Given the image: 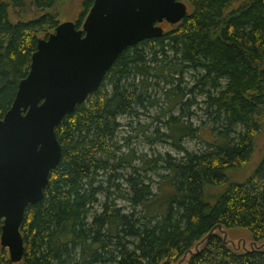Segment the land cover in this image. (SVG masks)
Here are the masks:
<instances>
[{
    "label": "trees",
    "instance_id": "trees-1",
    "mask_svg": "<svg viewBox=\"0 0 264 264\" xmlns=\"http://www.w3.org/2000/svg\"><path fill=\"white\" fill-rule=\"evenodd\" d=\"M71 1L0 0V119L39 40L61 24L53 10ZM181 1L188 17L121 55L56 130L62 158L44 200L25 213L19 264H264V154L254 159L264 132V0ZM93 5L82 0L78 28ZM188 75L197 80L189 94L207 96L217 125L210 141L192 128ZM161 102L153 121L167 131L156 133L181 158L139 154L138 135L118 139L124 119L132 132L147 130L133 122ZM178 108L188 112L174 117ZM186 139L204 140L205 150L189 152ZM221 230H245L262 245L237 253ZM1 248L0 264H12Z\"/></svg>",
    "mask_w": 264,
    "mask_h": 264
},
{
    "label": "water",
    "instance_id": "water-1",
    "mask_svg": "<svg viewBox=\"0 0 264 264\" xmlns=\"http://www.w3.org/2000/svg\"><path fill=\"white\" fill-rule=\"evenodd\" d=\"M188 15L181 0H94L80 28L61 23L39 40L30 72L0 119V244L12 264L25 256L20 232L25 213L44 200L60 164L56 130L62 121L102 87L121 55L163 38L161 24L174 27Z\"/></svg>",
    "mask_w": 264,
    "mask_h": 264
},
{
    "label": "rangeland",
    "instance_id": "rangeland-1",
    "mask_svg": "<svg viewBox=\"0 0 264 264\" xmlns=\"http://www.w3.org/2000/svg\"><path fill=\"white\" fill-rule=\"evenodd\" d=\"M81 6H82V0H73L68 3L60 4L58 5L54 10L53 13L57 14L58 19L60 23L65 22H75L77 23L79 21L80 13H81ZM189 13L191 12V9L188 7ZM34 11L32 10V13L29 18H33ZM18 19H23V16H20L18 18H13V20L16 22ZM161 27L167 31L171 28V26L167 23L161 24ZM46 39V38H45ZM187 84L183 86L182 89H185L186 91V100L187 101H194V106L191 108L190 113H193L192 118L190 120L192 124L193 129H200V133L203 135L205 134L204 138L205 140H209L212 138L210 128L211 127H217L214 126V118H210L208 116L206 106L207 102V96L199 91H195L193 94H189V91L192 89H195L197 87V80L191 79V76L186 77ZM155 83V82H153ZM161 88L164 86L163 84H160ZM156 97V95L154 94ZM158 100L161 99V94H157ZM161 108L151 110L149 112H140L143 113V115L136 119V121L133 122V127L136 128L137 125H143L144 127H149L147 130H142V132L137 133L136 131H131L129 127H127V123L129 122L128 119H124L121 121L122 125L124 127L123 130L120 132L118 139L121 141V144H124L125 138H131L132 136L138 135L137 138H134L131 142L132 148L136 149L139 154H145L149 155L150 157L155 158V156H166L171 155L173 158H181L182 155L175 151V149L171 146V144L165 140L161 139L160 136L156 133V131L159 130L160 134L165 133L167 130L164 126V124L158 123L156 121H153L154 118L160 113V109H165L164 102H161L160 104ZM182 109V108H181ZM188 112L187 108H183V111L178 108L174 113V117H180L181 115ZM167 121V119H164ZM163 120V121H164ZM151 125V126H150ZM263 127H264V119H263ZM151 139V140H149ZM213 139V138H212ZM201 141H203L201 143ZM196 140V139H186L183 142V146L189 151V152H195L199 153L201 151H204L206 148V145L204 144V140ZM264 154V132L259 137V139L256 142V150L254 154V159L256 162H258ZM224 239L227 241V246L237 252V253H244V252H253L255 250H258L262 244H255L253 241L251 235L249 232L245 230H227L223 231L221 230L219 233ZM2 249V248H1ZM7 253L8 250H7ZM8 257L10 255L8 254Z\"/></svg>",
    "mask_w": 264,
    "mask_h": 264
},
{
    "label": "flooded vegetation",
    "instance_id": "flooded-vegetation-1",
    "mask_svg": "<svg viewBox=\"0 0 264 264\" xmlns=\"http://www.w3.org/2000/svg\"><path fill=\"white\" fill-rule=\"evenodd\" d=\"M166 23V22H165ZM164 24V23H163ZM45 39V38H44Z\"/></svg>",
    "mask_w": 264,
    "mask_h": 264
},
{
    "label": "bare ground",
    "instance_id": "bare-ground-1",
    "mask_svg": "<svg viewBox=\"0 0 264 264\" xmlns=\"http://www.w3.org/2000/svg\"><path fill=\"white\" fill-rule=\"evenodd\" d=\"M166 32V31H165Z\"/></svg>",
    "mask_w": 264,
    "mask_h": 264
}]
</instances>
